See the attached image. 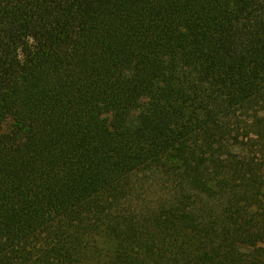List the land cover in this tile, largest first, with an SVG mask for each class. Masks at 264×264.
Wrapping results in <instances>:
<instances>
[{
  "label": "trees",
  "instance_id": "obj_1",
  "mask_svg": "<svg viewBox=\"0 0 264 264\" xmlns=\"http://www.w3.org/2000/svg\"><path fill=\"white\" fill-rule=\"evenodd\" d=\"M0 264H264V0H0Z\"/></svg>",
  "mask_w": 264,
  "mask_h": 264
},
{
  "label": "rangeland",
  "instance_id": "obj_2",
  "mask_svg": "<svg viewBox=\"0 0 264 264\" xmlns=\"http://www.w3.org/2000/svg\"><path fill=\"white\" fill-rule=\"evenodd\" d=\"M246 126H247V129L249 131L250 136L253 139H256L257 138V130H256V125H255L254 120L251 118H248L246 120Z\"/></svg>",
  "mask_w": 264,
  "mask_h": 264
}]
</instances>
